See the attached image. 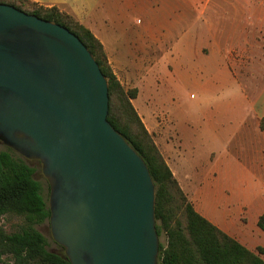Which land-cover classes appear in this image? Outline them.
<instances>
[{
    "label": "water",
    "instance_id": "obj_1",
    "mask_svg": "<svg viewBox=\"0 0 264 264\" xmlns=\"http://www.w3.org/2000/svg\"><path fill=\"white\" fill-rule=\"evenodd\" d=\"M108 110L78 37L0 4V143L42 164L54 241L70 264H158L155 184Z\"/></svg>",
    "mask_w": 264,
    "mask_h": 264
},
{
    "label": "rangeland",
    "instance_id": "obj_2",
    "mask_svg": "<svg viewBox=\"0 0 264 264\" xmlns=\"http://www.w3.org/2000/svg\"><path fill=\"white\" fill-rule=\"evenodd\" d=\"M258 4L259 0H144V15L129 17L132 28L139 27L140 22L143 25L157 24L159 38L165 44L172 42L184 30L197 29L205 36L204 43L199 45L208 49L204 55L208 57L200 59L198 55L195 60L198 66L206 68L204 72L198 70L196 74L179 76L169 71L173 68L171 64H166L168 68L162 64L149 97L151 111L160 117L153 115L156 124L162 128L163 122L169 133L172 146L176 147L174 158L182 171H191L189 167L195 165L205 174L216 162L229 165L226 168L230 170L222 171L225 175L217 172L215 185L219 191L223 188L228 190L220 192L217 202L222 204L232 199V209L235 210L238 199L264 204V164H256V136L246 123L243 124L242 110L246 111L247 106L240 86L242 84L250 92L263 87L264 63H241L237 64L239 68L235 64L232 70L237 77L233 79L222 71L217 53L206 44L208 37L203 30L206 25H212L214 30L217 29V38L221 42L235 43L242 24L259 18ZM147 13L150 16H146ZM190 72L194 73L193 68ZM140 99L144 100V95ZM140 114L144 119V114ZM153 138L156 141L155 134ZM158 147L162 151L159 144ZM5 149L0 143V150ZM211 153H215L213 159ZM25 160L34 170L33 177L40 183L42 194L48 201L49 189L42 164L37 160ZM236 169L238 177L235 176ZM0 224L5 231L12 233L19 230L23 219L10 215ZM36 228L45 238L48 250L62 252L51 235L49 221ZM159 240L160 245L166 246L163 232ZM0 264L14 263L11 257H3Z\"/></svg>",
    "mask_w": 264,
    "mask_h": 264
},
{
    "label": "crops",
    "instance_id": "obj_3",
    "mask_svg": "<svg viewBox=\"0 0 264 264\" xmlns=\"http://www.w3.org/2000/svg\"><path fill=\"white\" fill-rule=\"evenodd\" d=\"M28 1L45 8L55 7L60 12L71 15L93 34L103 46L109 66L121 85L126 90H137V97L131 101L132 105L195 210L249 250L256 251L261 248L264 259V231L257 227L259 217L264 214V204L247 203L243 199H238L235 203L238 208L235 210L232 209V199L222 204L217 202L220 192L228 191L224 188L219 191L218 185H215L217 172L220 171L221 174L222 171L230 170L226 168L229 165L222 164L221 161V163L216 162L208 170L209 173L205 174L195 165L189 167L191 171H182L174 158L176 147L172 146L169 133L163 122L162 128L156 124L153 115L159 116L151 111L149 97L162 64L165 66L171 64L173 68L169 71L179 76L196 74L198 70L200 73L204 72L206 68L198 66L195 60L198 55L200 59L208 57L204 56L208 49L199 45L204 43L205 36L199 34L197 29L189 32L184 30L174 37L172 42L165 44L159 38L157 24L143 25L140 22L139 27H130L129 17L136 14L144 15V0ZM259 7V18L242 24L235 43L221 42L217 38V29L214 30L212 25L204 27L203 31L208 37L206 44L217 53L218 64L221 63L222 71H226L233 79L237 77L232 70L235 64L264 63V0H259ZM146 16L150 14L147 13ZM191 67L194 73L190 72ZM240 86L242 99L247 106L246 111L242 110L243 124L246 123L256 136L255 142L258 146L256 164L260 166L264 164V86L253 92L248 91L242 84ZM141 95H144V100L140 99ZM140 112L144 114V119ZM153 134L157 137L156 141ZM178 141L181 144L179 137ZM214 156L215 153H211L212 159ZM237 172L238 169L235 172L236 177H238ZM226 197L230 199L229 196Z\"/></svg>",
    "mask_w": 264,
    "mask_h": 264
},
{
    "label": "trees",
    "instance_id": "obj_4",
    "mask_svg": "<svg viewBox=\"0 0 264 264\" xmlns=\"http://www.w3.org/2000/svg\"><path fill=\"white\" fill-rule=\"evenodd\" d=\"M19 11L64 27L88 49L108 82L107 120L145 162L156 188L155 218L160 237L158 264H264L263 250L251 251L201 216L180 188L152 136L132 105L137 90H126L113 74L100 42L71 15L28 0H0ZM34 170L11 149L0 150V222L16 215L23 224L16 232L0 224V262L11 257L14 264H70L64 250L55 253L37 226L49 221L50 210ZM49 189V187H48ZM264 231V214L257 222Z\"/></svg>",
    "mask_w": 264,
    "mask_h": 264
},
{
    "label": "flooded vegetation",
    "instance_id": "obj_5",
    "mask_svg": "<svg viewBox=\"0 0 264 264\" xmlns=\"http://www.w3.org/2000/svg\"><path fill=\"white\" fill-rule=\"evenodd\" d=\"M38 161V160H37Z\"/></svg>",
    "mask_w": 264,
    "mask_h": 264
}]
</instances>
